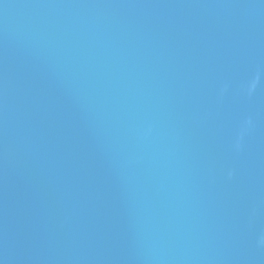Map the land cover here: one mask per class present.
<instances>
[{
	"label": "water",
	"instance_id": "1",
	"mask_svg": "<svg viewBox=\"0 0 264 264\" xmlns=\"http://www.w3.org/2000/svg\"><path fill=\"white\" fill-rule=\"evenodd\" d=\"M0 264H264V0H0Z\"/></svg>",
	"mask_w": 264,
	"mask_h": 264
}]
</instances>
